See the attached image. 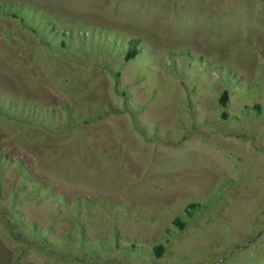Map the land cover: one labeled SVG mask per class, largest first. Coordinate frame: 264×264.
<instances>
[{"label":"rangeland","instance_id":"374dc122","mask_svg":"<svg viewBox=\"0 0 264 264\" xmlns=\"http://www.w3.org/2000/svg\"><path fill=\"white\" fill-rule=\"evenodd\" d=\"M0 8V264H264V0Z\"/></svg>","mask_w":264,"mask_h":264},{"label":"trees","instance_id":"16d2710c","mask_svg":"<svg viewBox=\"0 0 264 264\" xmlns=\"http://www.w3.org/2000/svg\"><path fill=\"white\" fill-rule=\"evenodd\" d=\"M4 10L2 8H0V12H3ZM135 55L133 53H129L128 57H134ZM220 103L222 106H226L227 103H228V94L227 93H224L221 98H220ZM225 116V115H224ZM197 206H189L188 209H187V213L190 212L192 209L196 208ZM174 225L176 227H180V228H183V226L185 225L182 220L180 218H177L175 221H174ZM162 250V247H158L156 249V255L157 256H161V251Z\"/></svg>","mask_w":264,"mask_h":264}]
</instances>
